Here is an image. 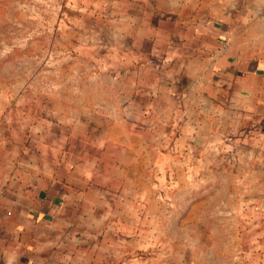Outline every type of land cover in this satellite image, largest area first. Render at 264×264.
I'll use <instances>...</instances> for the list:
<instances>
[{
	"label": "rangeland",
	"instance_id": "obj_1",
	"mask_svg": "<svg viewBox=\"0 0 264 264\" xmlns=\"http://www.w3.org/2000/svg\"><path fill=\"white\" fill-rule=\"evenodd\" d=\"M111 13L107 0H0V124L23 127L48 104L94 113L78 143L80 264H257L263 132L252 140L246 115L216 95L168 85L163 63L104 70L105 57L120 65L105 52L120 42Z\"/></svg>",
	"mask_w": 264,
	"mask_h": 264
},
{
	"label": "crops",
	"instance_id": "obj_2",
	"mask_svg": "<svg viewBox=\"0 0 264 264\" xmlns=\"http://www.w3.org/2000/svg\"><path fill=\"white\" fill-rule=\"evenodd\" d=\"M107 3L115 14L106 17L119 20L121 27L119 45L105 52L119 55L120 65L114 68L105 57L104 70H121L117 76L123 78L134 66L139 70L141 63H163L168 85L232 103L237 118H248L250 138L256 130L255 135H264V21L257 18L264 0ZM89 63L95 68L93 61ZM159 81L148 84L159 86ZM40 108L33 118L29 116L35 113L29 111L21 117L23 127L12 116L0 124V264H80L82 243L89 246L88 224H83L87 216L82 213L88 194L83 186L89 181L80 178L77 168L82 123L89 126L86 120L94 113L75 105L67 116L62 106ZM84 128L87 135L88 127ZM29 132L34 134L29 137ZM257 146L264 150L260 144L255 150ZM259 163L263 175L254 183L264 190V161ZM253 202L264 214V199ZM257 225L256 247L261 252L256 248L255 262L264 264V222Z\"/></svg>",
	"mask_w": 264,
	"mask_h": 264
},
{
	"label": "built area",
	"instance_id": "obj_3",
	"mask_svg": "<svg viewBox=\"0 0 264 264\" xmlns=\"http://www.w3.org/2000/svg\"><path fill=\"white\" fill-rule=\"evenodd\" d=\"M257 18H259L260 20L264 21V6L257 13Z\"/></svg>",
	"mask_w": 264,
	"mask_h": 264
}]
</instances>
